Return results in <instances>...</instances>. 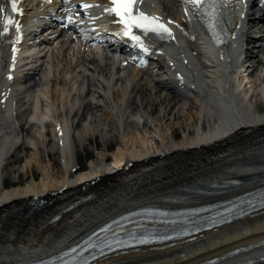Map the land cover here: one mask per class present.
<instances>
[{
  "label": "bare ground",
  "instance_id": "6f19581e",
  "mask_svg": "<svg viewBox=\"0 0 264 264\" xmlns=\"http://www.w3.org/2000/svg\"><path fill=\"white\" fill-rule=\"evenodd\" d=\"M70 1L67 6L80 0ZM0 2L4 15L14 16L21 25L19 31L10 27L8 34L0 35V264L45 257L127 207H183L264 185V1L233 0V37L214 53L200 37V21L184 0H163L164 11L143 6L150 15L173 20L179 38L157 45L150 34L134 29L149 47L147 53H136L140 60L123 57L99 62L83 44L74 45L87 50H79L83 55L76 58L72 46L66 47L67 33L52 32L49 36L61 48L57 55L49 54L52 59L46 73L40 67L49 51L35 43L26 47L25 36L29 32L37 38L44 30L50 5L22 0L18 7L24 14L17 15L4 0ZM249 13L259 17L251 25L246 22ZM3 26L0 17V32ZM65 55L71 59L65 58L68 70L61 76ZM25 56L30 60L23 63ZM9 75L15 82L9 81ZM23 84L21 92L18 86ZM30 92L32 101L26 94ZM255 93L261 97L258 104L252 101ZM1 100L12 106L4 111L6 104ZM183 100L192 103L189 115L195 114V136L186 132L177 141L176 131L160 135V127L172 129L175 126L168 122L183 115ZM22 107L26 109L21 114ZM78 118L83 127L73 133ZM25 126L28 135L23 138L19 129ZM87 131L100 135L104 147L81 170L71 158L76 153L72 141L75 135L83 143ZM49 134L57 146L50 152L60 154L59 166L41 160ZM111 135L118 149L108 164L105 148L112 147ZM22 146L34 151L26 166L34 165L42 179L32 177L24 185L7 189L3 166ZM39 200L47 204L37 206ZM261 240L263 212L192 241L93 264H200ZM261 258L264 250H251L235 257L233 264H264Z\"/></svg>",
  "mask_w": 264,
  "mask_h": 264
},
{
  "label": "rangeland",
  "instance_id": "374dc122",
  "mask_svg": "<svg viewBox=\"0 0 264 264\" xmlns=\"http://www.w3.org/2000/svg\"><path fill=\"white\" fill-rule=\"evenodd\" d=\"M62 58H63V56H62ZM65 58H71V57L68 55L67 56L65 55L64 60H63V64L61 65V68L59 69V73L61 74V76L64 75V73H67V70H68L66 68L67 61L65 60ZM49 61H50V58H47V60L45 61V67H49V64H50V63L48 64ZM45 67L43 66L42 71H44L46 69ZM44 81L49 82V79H46ZM18 88H21V92H23L25 89V86L20 85V86H18ZM26 94L29 97V100L32 101V99L30 97L32 95L31 92L26 93ZM258 96L259 95H257V93H255L251 96L253 98L252 101L254 100L253 101L254 104H256L255 102H257V104L260 103L261 97L260 96L258 97ZM257 97H258V99H257ZM26 102H27V100H26ZM180 105L184 106L183 108H185L183 111V115L179 119L172 120V121L168 122V124H171L170 127L171 126H175V127H173L172 129H169V128H166L163 126L160 127L161 131H162L160 135H164L163 133H165V131H166V132H168L167 135L170 134V136H171L172 135L171 131H176L177 141H180V139H182L185 136L186 132H190L191 137L195 136L194 130L196 128V122L194 121L195 114L192 113L189 115L190 109L192 107V103L190 101H187V100L184 101L183 100L182 102H180ZM19 106H21V104H18L16 110L18 109ZM25 109L26 108L22 107V109H19V112H21V114H22L25 111ZM16 114H17V112H16ZM16 114H14V116H16V117L19 116ZM26 115H27V113H25L24 119L27 118ZM183 118H185V119H183ZM77 122L79 123V126L73 129V133L77 132V130L78 131L81 130L83 127V122L79 118L77 119ZM179 122L181 124H179ZM177 123L179 124V126ZM24 129H27V126H25V128H23L22 131H20V129H19V133L21 135H23V138H25L28 135V132H24ZM207 129H209V128H207ZM52 137H53V135H51V134H49L47 137V142L45 144L47 146V149L46 150L43 149V151L40 152L42 155L41 160L45 162L44 164L55 163L56 166H59L61 164L60 163L61 162L60 154L59 153L55 154V153L50 152L51 148H53L54 146L57 147L56 143L54 141L55 139H54V137L53 138ZM156 137H158V139H159L158 135ZM76 138L77 137H75V135H74L73 141H72L73 142L72 145H74L73 147L76 150V153H74L71 156V158L74 162L73 164L75 165V168L80 167L81 170H83V168L87 169L89 167V163L91 161H93L96 158L97 153L103 149L104 143L102 142V138L100 135L92 136L91 131H87L86 137H85L86 140L83 143H82L83 140L81 142H79V140H77ZM171 140L172 139H170L169 141H171ZM57 144L59 146V143H57ZM108 144H110V145L112 144V147L105 148L106 151H108L107 153H109L108 164H110L113 161L112 155L118 149L117 140L114 141V139L111 135L109 137ZM33 152H34L33 150L31 151V150L25 149L22 146L20 148H16L15 154L13 155V159H10V161L7 159V161L5 162V165L3 166V171H4L3 180L5 183V187L7 189H11L13 186L17 187L18 185H24L26 182L30 181L32 179V177H34L35 180H37L39 182L41 181L42 176H41L39 170L34 165L30 169H28L26 166L27 161L29 159H31ZM15 159H17L18 161H16ZM55 170L58 171V168L56 167ZM34 217L36 218L37 215H35Z\"/></svg>",
  "mask_w": 264,
  "mask_h": 264
},
{
  "label": "snow or ice",
  "instance_id": "6c2138e0",
  "mask_svg": "<svg viewBox=\"0 0 264 264\" xmlns=\"http://www.w3.org/2000/svg\"><path fill=\"white\" fill-rule=\"evenodd\" d=\"M22 0H4L8 4L13 14L23 15V9L18 7ZM50 2V0H47ZM67 2V0H65ZM186 5H190L193 13L196 15H206L209 18V23L212 28L217 26V20L220 15V8L232 3V0H184ZM145 0H111L112 7L105 8L109 14H115L119 18V23L123 25V35L129 37L135 46L141 48L145 53L149 51V47L145 45L141 36L134 34L133 29H139L144 36L153 34L159 39L174 38L172 29L168 24L173 23L169 21L168 24L161 21L159 17L151 16L141 11V5ZM84 10H87L93 5L84 3L81 5ZM187 12V8L185 9ZM5 9L0 5V17H2L3 31L0 35L9 33L10 27H14L19 31L21 25L15 20L12 15H4ZM67 23H75L71 16L67 18ZM83 23V21H81ZM67 26V24H65ZM15 51V50H14ZM12 77L10 76L9 79Z\"/></svg>",
  "mask_w": 264,
  "mask_h": 264
}]
</instances>
